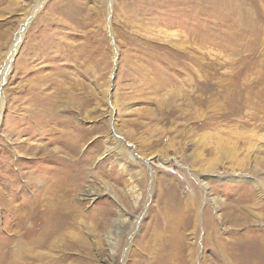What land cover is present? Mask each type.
<instances>
[{"label": "rangeland", "instance_id": "rangeland-1", "mask_svg": "<svg viewBox=\"0 0 264 264\" xmlns=\"http://www.w3.org/2000/svg\"><path fill=\"white\" fill-rule=\"evenodd\" d=\"M39 1L0 0V264H264V0Z\"/></svg>", "mask_w": 264, "mask_h": 264}, {"label": "bare ground", "instance_id": "bare-ground-1", "mask_svg": "<svg viewBox=\"0 0 264 264\" xmlns=\"http://www.w3.org/2000/svg\"><path fill=\"white\" fill-rule=\"evenodd\" d=\"M194 1V0H193ZM208 3L209 2H213V3H218L219 2V0H206ZM222 1V0H221ZM45 2V0H40L39 2H38V4L36 5V7L33 9V11L31 12V13H34L35 11H37L39 8H41V6L43 5V3ZM218 7V6H217ZM34 15V14H33ZM32 16V15H31ZM31 16H28L29 17V19H28V21L30 20V18H31ZM26 25V24H25ZM24 25V26H25ZM24 33H25V28H22L21 30H20V32L16 35V38H15V40H14V43H13V45H12V50H11V52H10V55H9V58H8V60L6 61V64H5V66H4V68H3V70H2V72H1V75H0V124L2 123V116H3V111H4V107H5V102H4V94H3V91H2V88H1V86L4 84V82H5V80H6V78H7V75H8V72H9V70H10V68H11V65H12V60H13V56H14V54H15V52L17 51V49H18V47H19V44L21 43V41H22V39H23V36H24ZM42 52V51H41ZM31 59V58H30ZM36 70V68H34V71ZM36 72V71H35ZM42 78V77H41ZM44 81V80H43ZM38 84V83H37ZM23 91H28V93H31L32 92V99H33V97L35 98V99H38L37 101H39V102H42V103H45L44 105H42V107H43V109L46 107V105H47V103H49V99L48 98H42L43 96H42V91L40 92V88L39 87H29V88H27V89H23ZM16 92V91H15ZM30 95V96H31ZM29 96V97H30ZM31 99V98H30ZM35 99L33 100V101H35ZM39 104V103H38ZM17 106H15V108H16ZM29 108V107H28ZM43 111H45V110H42V112ZM41 112V111H40ZM40 112H36V113H40ZM12 113V112H11ZM69 116V115H68ZM70 117V116H69ZM24 118V117H23ZM24 119H26V118H24ZM68 123H69V121H68ZM114 125H116V124H114ZM115 134V133H114ZM116 135V134H115ZM117 140V141H115V140ZM114 139H110L108 142H107V149H106V151L108 152V151H110L111 152V150L113 151L114 150V152L116 153V154H118L119 156H124V152H123V149H122V141L118 138V136H115L114 137ZM47 151V150H46ZM133 156V155H132ZM129 158H131V157H129ZM253 182L256 184V186L258 187V188H260V189H262L263 188V183H262V181L259 179V180H253ZM54 183V182H53ZM52 183V185H54ZM64 188V187H63ZM204 189H205V191H206V193L207 192H209V191H207V189H208V185L207 184H204ZM57 190V188L56 187H54L53 189H52V192H55ZM98 192V191H97ZM205 193V192H204ZM92 194H94V193H92ZM96 194V193H95ZM98 194V193H97ZM44 196H45V194H44ZM46 197V196H45ZM15 198H17L16 196H15ZM63 198V197H62ZM9 200H11L10 202V204H12V202H13V199L12 198H9ZM43 201H44V204L45 205H47V203L45 202V199H42ZM47 200L51 203V201L50 200H52V197L51 196H48V198H47ZM218 200H219V197L218 196H214L213 198H212V201H213V203L215 204V208H219V202H218ZM42 202V201H41ZM62 202V201H61ZM39 203V202H38ZM43 203V202H42ZM57 203V202H56ZM65 203H66V201H65ZM53 204V203H52ZM65 206V205H64ZM47 207V206H46ZM63 207V206H62ZM66 207H67V205H66ZM14 208V210H15V212H21V210H29V204H28V202H22V203H20L19 205H16V206H14L13 207ZM27 208V209H26ZM32 209V208H31ZM52 211H54V206L53 205H51V207H48V209H46V211L44 212V214H45V217L47 218L48 216H50L51 214H52ZM24 212V211H23ZM68 213V212H67ZM19 214H21V213H16V215H19ZM230 215V214H229ZM233 215V214H232ZM61 216V215H60ZM66 216V215H65ZM231 216V215H230ZM56 217H58V216H56ZM102 217V216H101ZM245 217V216H244ZM60 218H62V216L60 217ZM51 219V218H50ZM53 219H55V218H53ZM57 219V218H56ZM74 219V218H73ZM219 219H223V216L222 215H219ZM231 219H233V218H231ZM239 220H240V217H238V216H236L235 217V215H234V219L232 220V221H235V223H240L239 222ZM59 221V220H58ZM47 222V221H46ZM49 222V221H48ZM54 222V221H53ZM244 222V221H243ZM57 223V222H56ZM67 223V222H66ZM73 223V222H72ZM243 224V223H242ZM45 225H47V224H45ZM60 225V224H59ZM83 225V224H82ZM89 225V224H88ZM63 226V225H62ZM243 226V225H242ZM246 226V225H245ZM49 227V231H47V232H44V233H42L43 234V236L44 237H46L47 235H50V234H52V233H55L57 230H56V227H53L52 225H49L48 226ZM65 228H67V227H65ZM44 229V228H43ZM244 229V228H243ZM47 230V229H46ZM65 230V229H64ZM43 231V230H42ZM67 232H68V230H67ZM56 233H58L56 236H57V238H59L60 239V241H62V240H64L65 239V236H67V234L65 233V232H61V230H58ZM55 233V234H56ZM15 234V233H14ZM18 234V233H17ZM70 235V234H69ZM51 236V235H50ZM255 237V236H254ZM47 238V237H46ZM56 238V239H57ZM76 238V237H75ZM15 239V237L14 236H11L9 239H7V244L9 245L10 243H11V241H13ZM52 239V238H51ZM56 239H52V241H51V243H50V246H54L53 244H54V241L53 240H56ZM158 239V238H157ZM260 239V238H259ZM49 241V240H48ZM38 242L40 243V240H38ZM37 242V243H38ZM57 243V242H56ZM49 245V244H48ZM114 246V247H113ZM112 247H113V255L116 253V250H117V243L116 244H114ZM29 248V245H27V246H23L20 242H17L15 245H14V248L15 249H18L19 250V252L20 253H22V252H24V249L25 248ZM42 248V247H41ZM32 252L33 253H35L36 251H37V249H36V251H35V246H33L32 247ZM43 250V249H42ZM38 252V251H37ZM42 252V251H41ZM36 254V253H35ZM39 256V255H38ZM19 257V256H18ZM1 259H3V256L2 257H0ZM35 258H36V256H35ZM43 258V257H42ZM39 259V258H38ZM9 260H11V259H9ZM19 260V259H18ZM23 260V259H22ZM37 261V260H36ZM43 261V260H42ZM11 262V264H13L15 261H10ZM17 262V261H16ZM8 263V262H7ZM23 263H24V261H23ZM36 264V263H35ZM43 264H44V262H43Z\"/></svg>", "mask_w": 264, "mask_h": 264}]
</instances>
